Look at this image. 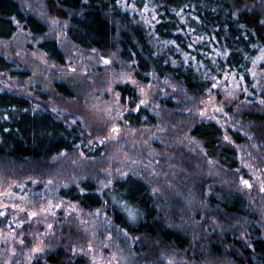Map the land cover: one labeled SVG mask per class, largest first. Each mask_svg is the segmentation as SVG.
Segmentation results:
<instances>
[{"label":"rangeland","instance_id":"1","mask_svg":"<svg viewBox=\"0 0 264 264\" xmlns=\"http://www.w3.org/2000/svg\"><path fill=\"white\" fill-rule=\"evenodd\" d=\"M16 1L44 23L46 31L35 34L15 21L14 33L0 40V56L26 73L0 71V91L24 95L35 109L48 110L75 128L82 140L40 167L0 169V219L6 221L0 226V264H28L59 248L72 257L70 264L80 255L83 264H230L197 263L178 250L158 251L146 238L120 229L105 208L85 209L59 195L60 188L83 180H91L102 193L128 174L148 184L160 208L178 212L185 228L196 229L202 220L213 222L205 199L210 183L202 196L190 183L194 175H199V185L204 176L212 184L238 189L253 204L264 237V149L254 131L256 124L248 120L249 112L264 114L263 69H251L255 90L228 73L204 96H188L178 84L153 73L140 82L134 76L135 62L120 59L116 52L77 46L67 35L69 21L50 14L45 0ZM255 1L264 6V0ZM122 3L131 14L137 12ZM151 16L138 12L147 26L152 25ZM48 39L56 42L62 62L39 47ZM262 60L263 54L258 61ZM126 83L137 93L134 107L116 88ZM141 108L155 120L133 125L125 119L127 112ZM199 121L221 127L223 140L236 149V168L206 154L190 133V126ZM231 130L238 131L243 142H235ZM93 151L98 154H89Z\"/></svg>","mask_w":264,"mask_h":264},{"label":"trees","instance_id":"2","mask_svg":"<svg viewBox=\"0 0 264 264\" xmlns=\"http://www.w3.org/2000/svg\"><path fill=\"white\" fill-rule=\"evenodd\" d=\"M123 1L137 12L131 14L123 8ZM255 2L45 0L50 14L69 21L67 35L77 46L104 54L116 52L120 59L135 62L134 76L140 82H147L153 73L196 98L204 96L216 80L228 73L243 78L255 90L251 69L256 66L264 70V60L258 61L261 54L264 56V6ZM138 12L152 15V25L147 26ZM15 21L35 34L46 31L45 24L23 10L16 0H0V40L14 33ZM39 47L56 62L63 61L54 40H44ZM0 71L15 76L26 74L15 70L3 56ZM260 80L264 83V75ZM116 88L122 100L134 107L135 88L128 83ZM248 116L256 124L254 131L264 149V114L249 112ZM125 119L133 125L155 120L145 108L127 112ZM190 133L219 164L229 169L238 166L236 149L223 140L217 123L194 122ZM230 134L235 142H243L238 131L231 130ZM81 140L75 128L48 110L35 109L29 98L0 91V169L9 165L40 167L61 151L74 149ZM198 177L194 175L190 183L202 196L210 183L205 199L213 220H202L199 229L185 228L179 223L178 212L160 208L148 184L132 174L115 180L102 193L91 180H83L79 185L60 188L59 195L85 209L105 208L120 229L146 238L158 251L178 250L197 263L264 264V237L253 204L238 189L212 184L204 176L199 185ZM5 223L0 219V226ZM70 259L69 253L59 248L37 255L28 264H70ZM74 260V264L84 263L81 255Z\"/></svg>","mask_w":264,"mask_h":264}]
</instances>
